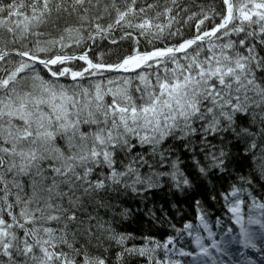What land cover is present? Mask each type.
<instances>
[{
  "label": "snow or ice",
  "instance_id": "6c2138e0",
  "mask_svg": "<svg viewBox=\"0 0 264 264\" xmlns=\"http://www.w3.org/2000/svg\"><path fill=\"white\" fill-rule=\"evenodd\" d=\"M0 264H264V0H0Z\"/></svg>",
  "mask_w": 264,
  "mask_h": 264
},
{
  "label": "trees",
  "instance_id": "16d2710c",
  "mask_svg": "<svg viewBox=\"0 0 264 264\" xmlns=\"http://www.w3.org/2000/svg\"><path fill=\"white\" fill-rule=\"evenodd\" d=\"M181 199H182V198H181ZM180 207L183 208L186 212H188L189 217L191 218V212H190V210H189V208H188V204H187V203H181ZM211 211H212V213H214V212L216 211V208L211 209ZM216 215H218V212L216 213ZM213 217H214V216H213ZM177 221H179V220H177ZM152 231L155 232V233L157 234V237L159 238L160 234H161L162 232L168 231V229H166V228L161 229V228L157 225V226L153 227Z\"/></svg>",
  "mask_w": 264,
  "mask_h": 264
},
{
  "label": "bare ground",
  "instance_id": "6f19581e",
  "mask_svg": "<svg viewBox=\"0 0 264 264\" xmlns=\"http://www.w3.org/2000/svg\"><path fill=\"white\" fill-rule=\"evenodd\" d=\"M218 212V215L220 214L219 213V206L216 207V211L213 214V216L215 217L216 216V213ZM177 220H179V217L177 218Z\"/></svg>",
  "mask_w": 264,
  "mask_h": 264
}]
</instances>
